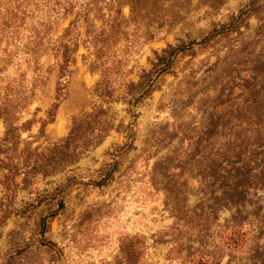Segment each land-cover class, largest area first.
<instances>
[{"label": "rangeland", "instance_id": "374dc122", "mask_svg": "<svg viewBox=\"0 0 264 264\" xmlns=\"http://www.w3.org/2000/svg\"><path fill=\"white\" fill-rule=\"evenodd\" d=\"M132 3L119 24L101 5L78 28L45 125L62 63L53 42L78 10L63 14L60 2L48 27L34 32L27 20L0 33V108L22 127L16 163L45 153L95 106L113 124L76 163L28 186L16 178L0 264H264V0ZM86 26L102 34L98 54L83 42ZM169 44L187 50L152 77L149 95L126 94ZM103 68L116 73L111 102L94 92Z\"/></svg>", "mask_w": 264, "mask_h": 264}, {"label": "trees", "instance_id": "16d2710c", "mask_svg": "<svg viewBox=\"0 0 264 264\" xmlns=\"http://www.w3.org/2000/svg\"><path fill=\"white\" fill-rule=\"evenodd\" d=\"M60 2L63 3V7H61L63 14L69 15L74 9L78 11H76L62 36L53 42L55 57H60L62 60V63L58 65L60 82H58L55 103L46 112L47 120L43 121V125L47 122L51 123L55 119L62 89L65 87L62 81L65 80L66 75L71 73L69 63L72 61L73 53L78 45V28L82 24H87L89 16L97 12V7L99 8L101 5H108L109 10L114 11L111 23L119 24L125 19L122 14L124 5H129L133 11V0H0V33L2 36L16 34L21 24H25L27 20L34 23V32L48 27L51 20L57 18L60 13V9H57ZM112 3L116 8L112 7ZM37 33L35 37L39 36ZM84 33L83 42L94 44L97 54L100 53L103 48L102 34H97L89 26H86ZM206 40L208 39H204L199 44L202 45ZM186 50L184 44L177 46L169 44L161 50V53L154 52L155 61H151V68L147 71L144 69L141 71L137 83L130 82L128 84L126 94L143 92L138 98L139 100L149 95L154 89L152 77L157 73L158 75L166 73L170 63H172L171 58L178 53L186 52ZM101 58L102 56L99 57V59ZM100 73L101 79L96 84L94 92L102 100L111 102L114 100L116 73L104 68L100 70ZM8 113L7 108H0V118L3 117L5 125L4 137L0 139V169L7 171L6 174L1 175L2 183L0 184L4 190V196L0 200V222H3L11 214L8 202H11L15 191L20 187L19 183L16 182L18 176L21 177V184L28 186L33 178L38 175L48 177L65 169L99 146L113 127L107 110L102 106H95L89 113L72 120L71 128L65 138L47 149L45 153H27L22 164L19 165L14 161L15 154L13 153L17 150L20 140L19 132L22 127L12 121L9 122ZM52 216H48L47 219ZM45 224L44 219L38 224L42 234L48 231Z\"/></svg>", "mask_w": 264, "mask_h": 264}]
</instances>
